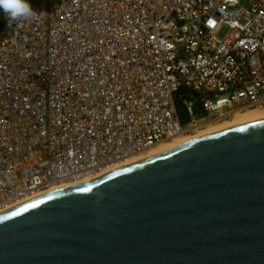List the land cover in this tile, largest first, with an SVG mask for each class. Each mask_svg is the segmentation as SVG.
Returning <instances> with one entry per match:
<instances>
[{"label":"built area","instance_id":"1","mask_svg":"<svg viewBox=\"0 0 264 264\" xmlns=\"http://www.w3.org/2000/svg\"><path fill=\"white\" fill-rule=\"evenodd\" d=\"M30 4L0 11V210L264 109V0Z\"/></svg>","mask_w":264,"mask_h":264},{"label":"water","instance_id":"2","mask_svg":"<svg viewBox=\"0 0 264 264\" xmlns=\"http://www.w3.org/2000/svg\"><path fill=\"white\" fill-rule=\"evenodd\" d=\"M0 264H264V119L0 213Z\"/></svg>","mask_w":264,"mask_h":264},{"label":"bare ground","instance_id":"3","mask_svg":"<svg viewBox=\"0 0 264 264\" xmlns=\"http://www.w3.org/2000/svg\"><path fill=\"white\" fill-rule=\"evenodd\" d=\"M264 119V109H248L245 111H238L236 112L232 118L221 121V122H213V123H209L206 127H204L203 129H201L200 131H198L196 134L194 135H186V136H179V137H174L170 140L167 141H163L161 143H158L154 146H151L149 148H147L145 151L132 156L129 160H127L126 162H122V163H118L110 168L105 169L104 171L89 177H86L78 182L75 183H70V184H64V185H58V186H54L52 189H50L49 191H46L44 193L41 194H37L34 195L32 197H29V199L21 202V203H15L11 206H8L6 208H4L3 210H0V213L11 209L13 207L19 206L21 204H23L24 202H28L30 200H33L39 196H42L44 194L56 191L58 189L64 188V187H68V186H72V185H76V184H81L84 182H88L91 180H94L106 173H109L111 171H114L116 169L122 168L124 166L136 163L138 161L162 154L164 152H167L173 148H176L186 142L192 141L194 139L233 127V126H237V125H241V124H245V123H249V122H254V121H258ZM222 123V124H221ZM169 141V142H168Z\"/></svg>","mask_w":264,"mask_h":264},{"label":"clouds","instance_id":"4","mask_svg":"<svg viewBox=\"0 0 264 264\" xmlns=\"http://www.w3.org/2000/svg\"><path fill=\"white\" fill-rule=\"evenodd\" d=\"M0 11H3L9 20H30L38 14L29 0H0Z\"/></svg>","mask_w":264,"mask_h":264},{"label":"trees","instance_id":"5","mask_svg":"<svg viewBox=\"0 0 264 264\" xmlns=\"http://www.w3.org/2000/svg\"><path fill=\"white\" fill-rule=\"evenodd\" d=\"M2 27V22L0 21V28ZM180 115H181V120L183 123H186L187 122V119L185 117V114L184 112L182 113V111H180Z\"/></svg>","mask_w":264,"mask_h":264},{"label":"crops","instance_id":"6","mask_svg":"<svg viewBox=\"0 0 264 264\" xmlns=\"http://www.w3.org/2000/svg\"><path fill=\"white\" fill-rule=\"evenodd\" d=\"M32 1H34V0H29L30 3H31Z\"/></svg>","mask_w":264,"mask_h":264},{"label":"rangeland","instance_id":"7","mask_svg":"<svg viewBox=\"0 0 264 264\" xmlns=\"http://www.w3.org/2000/svg\"><path fill=\"white\" fill-rule=\"evenodd\" d=\"M222 124V123H221ZM171 141V140H170ZM169 142V141H168Z\"/></svg>","mask_w":264,"mask_h":264}]
</instances>
